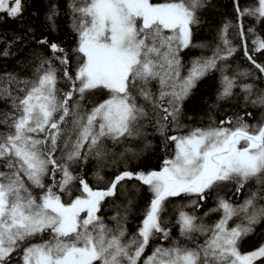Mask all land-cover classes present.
Here are the masks:
<instances>
[{
  "label": "snow or ice",
  "instance_id": "snow-or-ice-1",
  "mask_svg": "<svg viewBox=\"0 0 264 264\" xmlns=\"http://www.w3.org/2000/svg\"><path fill=\"white\" fill-rule=\"evenodd\" d=\"M200 5L201 0H71L72 26L78 36L74 51L80 59L75 77L67 68L64 71L71 89L58 96L56 70L51 60H42L41 67L45 63L49 67L30 88L22 89L23 97H12L18 115L11 116V123L7 118L0 121L10 129L0 133V161L7 169L0 171V264H9L21 249L20 264H138L150 240L157 234L168 238L160 219L167 198L194 194L203 199L206 190L221 182H234L237 192L254 178L262 182L264 123L253 127L242 117L234 128L195 129L186 136L167 137L175 143L176 152L163 162L161 170L123 171L104 190H93L70 171V163L86 161L91 154L103 159L107 155L104 141L117 144L140 135L139 122L148 113L137 104V95L161 109V120L176 121L180 105L196 81L216 68L217 60L233 54L235 49L222 37L226 46L223 54L218 49L211 57L194 61L188 75L181 76L179 53L191 44V26L198 22L196 10ZM24 10L25 0H0V21L21 19ZM236 12L238 19L254 16L264 21V0L243 9L236 0ZM55 15L53 5L48 19ZM228 27L225 25L223 31ZM239 27L243 36V25ZM37 42L48 45L61 64H68L67 54L59 45L46 39ZM252 43L253 51L264 52V39L257 37ZM245 56L264 73V65L256 63L246 46ZM153 80L159 84L158 97L148 88ZM235 86L234 78L224 76L218 99L231 96ZM242 87L247 100L252 85ZM96 91H106L108 98L90 110H82L80 101H73L76 94L83 100L86 93ZM2 95L11 93L0 89ZM251 103L264 106V94ZM157 123L163 133L166 124ZM231 123L230 119L221 121ZM60 142L67 150L63 162L55 157ZM57 171L62 173L59 181H55ZM46 176L53 178L51 186L45 184ZM77 179L81 195L69 203L62 202L53 187L71 195L69 186ZM126 179L142 181L153 198L137 234L125 242L121 222L117 220L116 228H110L97 213L101 202L114 196L117 185ZM30 186L42 190L39 198ZM258 198L264 199L252 192L239 205L220 199L211 211H222L223 215L212 226L197 225L195 217L180 212L181 235L191 239L192 233L199 232L206 236L204 243L195 248L158 246L143 264H264V244L248 253H242L239 246L254 225L264 221V206L257 207ZM233 217H242L241 223L229 227ZM45 234L48 239H43ZM36 237H41V242L22 247Z\"/></svg>",
  "mask_w": 264,
  "mask_h": 264
},
{
  "label": "trees",
  "instance_id": "trees-1",
  "mask_svg": "<svg viewBox=\"0 0 264 264\" xmlns=\"http://www.w3.org/2000/svg\"><path fill=\"white\" fill-rule=\"evenodd\" d=\"M153 3H164L166 0H152ZM71 0H25V10L21 19L5 18L0 21V89H7L11 96H0V121L5 118L11 123V116L18 115L13 108L12 97H23L25 91L30 88L31 82L38 79L39 75L49 65L45 63L41 67L42 60H51L52 67L56 70L58 96L71 89V81L65 78L64 71L75 77L80 65L79 54L74 51L78 44L77 33L73 30V15L69 4ZM256 0H239L243 9L252 7ZM55 5L57 15L49 20L52 6ZM197 23L191 26L192 38L188 48L180 51L181 76H187L189 69L196 60L211 57L218 49L222 54L225 49L223 38L230 42L235 49L227 59L217 60L216 68L209 70L199 78L187 98L180 105V111L176 121L171 118L167 122L161 120L163 112L154 108L137 95V104L142 105L148 113L147 118L141 120L140 135L122 140L113 144L106 140L103 150L107 155L98 160L94 154L88 159L70 163V171L77 178H83L93 190H104L109 186L116 175L123 171L134 173L159 171L165 160L171 159L176 152L173 141L167 140L169 136H186L195 129H208L218 127H235L239 118L250 126L256 127L264 123V106L253 105L251 100L264 94V73L258 69L245 56V46L248 54L256 63L264 65V52L253 51L252 41L257 37L264 39V21L257 20L254 16H246L238 19L236 12V0H201V5L196 10ZM244 28V35H240V27ZM228 25L227 32H224ZM30 29V31H29ZM252 29V31H249ZM46 39L50 44L55 43L64 49L68 57V64L64 65L53 58V53L46 44L37 41ZM7 52V55L3 53ZM62 56L64 53H56ZM39 70V71H38ZM224 76L235 79L236 86L232 89V95L224 99H218L222 91V79ZM10 78H14L10 80ZM29 82L25 84L23 82ZM252 85V95L243 91V85ZM148 88L154 94L159 95V84L153 80ZM135 94V93H134ZM107 92L86 93L83 100L78 94L73 101L79 100L82 110H90L96 104L107 99ZM70 101V105L73 103ZM18 102V101H17ZM164 105L167 106V98ZM251 113V115H248ZM231 120V124H221V121ZM161 124H166L163 133ZM70 126V125H69ZM10 131L7 124L0 123V133ZM63 143L60 142L55 157L63 162L62 157L66 153ZM87 148H85V152ZM123 154V155H121ZM4 161H0V171H7ZM99 173V177H97ZM62 173H55V181L61 179ZM44 182L47 186L53 184V178L46 176ZM31 187V186H30ZM234 182H221L206 190L204 198L196 195L181 194L177 197L167 198L160 212L161 226L168 231V238L157 234L150 240L148 247L142 254L138 264L152 254L153 250L162 246L165 248L180 246L195 248L203 244L206 236L199 232L191 234V239L181 235L180 212L195 217L197 225L212 226L222 217V211L213 212L218 206L219 200L224 199L233 205H239L250 196L252 192H258L259 197H264V178L258 183L254 178L243 189L236 191ZM79 180L73 181L69 186L71 195L61 192L58 187H53V192L61 196L64 203H69L76 196L81 195ZM32 194L39 198L42 190L31 187ZM153 198L147 185L136 179L124 180L117 185L116 194L106 197L101 202L100 211L97 213L108 227L115 229L119 220L125 229V242L131 240L142 226L145 213ZM195 201V203H193ZM257 207L264 206V199L256 201ZM116 217L117 219H113ZM242 217H233L228 222L229 227H235L241 223ZM43 239H48L47 234ZM41 242V237H36L25 242L22 247L31 243ZM264 244V221L254 225V230L240 241L242 252H251ZM22 249L12 255L9 264H20Z\"/></svg>",
  "mask_w": 264,
  "mask_h": 264
},
{
  "label": "rangeland",
  "instance_id": "rangeland-1",
  "mask_svg": "<svg viewBox=\"0 0 264 264\" xmlns=\"http://www.w3.org/2000/svg\"><path fill=\"white\" fill-rule=\"evenodd\" d=\"M229 128H234V127H229ZM174 156H175V154L171 158H173ZM240 251L242 252L241 249H240ZM242 253H248V252H242Z\"/></svg>",
  "mask_w": 264,
  "mask_h": 264
}]
</instances>
